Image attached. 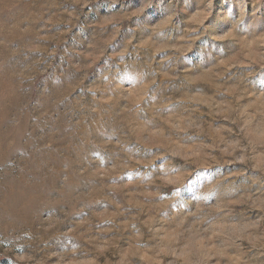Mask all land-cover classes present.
Masks as SVG:
<instances>
[{"label":"rangeland","instance_id":"374dc122","mask_svg":"<svg viewBox=\"0 0 264 264\" xmlns=\"http://www.w3.org/2000/svg\"><path fill=\"white\" fill-rule=\"evenodd\" d=\"M0 264H264V0H0Z\"/></svg>","mask_w":264,"mask_h":264}]
</instances>
